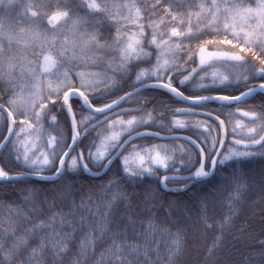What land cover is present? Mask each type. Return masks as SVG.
Wrapping results in <instances>:
<instances>
[{
  "label": "snow or ice",
  "instance_id": "1",
  "mask_svg": "<svg viewBox=\"0 0 264 264\" xmlns=\"http://www.w3.org/2000/svg\"><path fill=\"white\" fill-rule=\"evenodd\" d=\"M0 7V264H264V0Z\"/></svg>",
  "mask_w": 264,
  "mask_h": 264
},
{
  "label": "trees",
  "instance_id": "2",
  "mask_svg": "<svg viewBox=\"0 0 264 264\" xmlns=\"http://www.w3.org/2000/svg\"><path fill=\"white\" fill-rule=\"evenodd\" d=\"M259 166V165H258ZM15 195L16 194H10V195H4V194H0V218L3 217H7L9 215V209L7 206L4 205V201L9 200V199H15ZM194 196L193 193H189L186 196H179L177 194H169L166 198L169 200H177L179 199L180 201H187L189 203V206L191 208V213L192 215L195 214L196 212V201L194 199H190ZM87 198V194L85 192V199ZM77 204H79V199H77ZM184 209L181 206L180 208V212H183ZM220 211L223 212H227V206H225L223 209H221ZM255 216H253L252 214V210L249 209L247 214L245 216H241L240 219L237 221V223H247L249 220L256 226H258L259 222L257 220L258 215L259 214V209L255 210ZM12 215H15V212L12 213ZM137 227H139V225L137 224ZM157 239H160V237H157ZM233 243H235L237 245V247H243L242 243L240 241H236L231 235H229L228 237V241H227V247L229 249H231L233 252H235V249L232 248ZM104 249L103 248H99L96 254V259H100V252H102ZM186 259H188L191 264H195L196 259H198V257L195 255L194 252H192L190 250L189 255L186 257Z\"/></svg>",
  "mask_w": 264,
  "mask_h": 264
},
{
  "label": "rangeland",
  "instance_id": "3",
  "mask_svg": "<svg viewBox=\"0 0 264 264\" xmlns=\"http://www.w3.org/2000/svg\"><path fill=\"white\" fill-rule=\"evenodd\" d=\"M6 4L7 3H10V4H16L18 2V0H5ZM11 14V9L10 7H0V18H3V17H7ZM94 70H102V66L101 68H98V69H94ZM239 131V130H238ZM257 169L259 168V166H255ZM260 215H258V222H260Z\"/></svg>",
  "mask_w": 264,
  "mask_h": 264
},
{
  "label": "flooded vegetation",
  "instance_id": "4",
  "mask_svg": "<svg viewBox=\"0 0 264 264\" xmlns=\"http://www.w3.org/2000/svg\"><path fill=\"white\" fill-rule=\"evenodd\" d=\"M255 103H259V100L257 99V100L255 101ZM241 119H246V118H241Z\"/></svg>",
  "mask_w": 264,
  "mask_h": 264
}]
</instances>
